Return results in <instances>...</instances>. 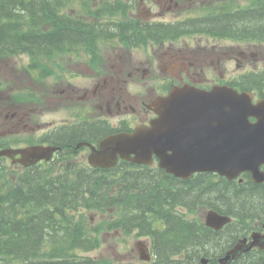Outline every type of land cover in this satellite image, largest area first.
Segmentation results:
<instances>
[{"label": "trees", "instance_id": "1", "mask_svg": "<svg viewBox=\"0 0 264 264\" xmlns=\"http://www.w3.org/2000/svg\"><path fill=\"white\" fill-rule=\"evenodd\" d=\"M69 3L71 0H0V58L27 52L33 55L31 66L54 73L49 65L53 60L51 55L57 51H70L75 43L72 41L79 38L77 31H73V20L59 13ZM89 4V0L83 1V5ZM46 26L50 27L45 29ZM146 30L154 35L153 26ZM189 32L264 40V0L237 5L230 0L220 6H209L207 13L201 16L158 26L154 36L172 35L175 38ZM94 43L88 46L92 45L93 53H98ZM88 129L68 130L61 139L69 143L61 144L69 149L76 139L88 137ZM65 153L68 152L62 154ZM68 173L69 183L63 185L60 177H49L45 168L32 167L27 173H19L16 185L7 188L0 175L2 264H74L79 261L94 264L88 258L74 259L75 248L91 247V237L85 232L88 229L85 219L76 222L75 214L82 213L86 207L111 205L108 202L118 205V198L128 203L130 190L135 191L137 198L125 206L128 213L125 222L141 226L143 231L152 235L154 242V261L140 264H198L202 255L211 253L210 248L223 251L231 246L236 236L233 224L214 231L199 218L189 220L174 212L178 203L193 207L197 202L206 201L231 214L235 207L243 211L264 208L260 204L262 195L258 192L247 201L245 192H242L244 195L239 193V202L235 201V204L234 198L229 197L233 195V185L230 186L229 182L216 185L208 181L211 176L207 173L181 181L186 185L169 187L160 184V176L155 171H126L127 185L120 188L118 198L114 200L106 197L105 183L109 180L96 178L95 172L81 171L80 174L69 170ZM247 202L254 207H248ZM246 258L233 264H249L243 261ZM212 262L216 263V255L212 256ZM254 264H264V259Z\"/></svg>", "mask_w": 264, "mask_h": 264}, {"label": "flooded vegetation", "instance_id": "2", "mask_svg": "<svg viewBox=\"0 0 264 264\" xmlns=\"http://www.w3.org/2000/svg\"><path fill=\"white\" fill-rule=\"evenodd\" d=\"M180 1V0H178ZM95 8L100 9L105 7V13L102 17H98L101 22H96L93 26L94 15L92 12L85 13L84 5H77L71 14L74 21L73 31H77L76 36L79 37L73 41L79 43H92L97 41L100 44L125 45L139 44L146 41H154L153 37L141 38V29L148 28V23H152L153 19H160L158 22H166L168 14L174 12L178 7L173 6L174 0H95ZM161 7L160 11L154 12L152 7L156 4ZM179 6V5H178ZM103 22V23H102ZM156 22V21H155ZM96 35V36H94ZM244 47H237L233 51V55L226 60L233 59V70L240 71V73L233 79V88L239 91H250L253 94L254 100L264 99V65L262 69L259 68V63H264L263 51L260 46L264 43L257 41H248ZM173 51V50H172ZM108 52V51H107ZM107 52H103L99 57H105ZM177 54L166 51L159 59L148 61L146 66H142V62L137 58H126L123 54H107L110 60V72L102 73V80L92 81V75L88 74V70H79V78L82 82L91 85L87 94L79 95V98L84 100V106L91 108L93 111L91 117L96 120H101L98 123H85L78 130L87 129V138L91 141L97 140L101 135L103 127H107L106 123L109 118L115 115L127 113L129 115L135 114L137 111H144V109L155 101L158 95H166L172 87L179 83H195L205 88H211L214 84L227 83L230 81L212 80L203 77L205 71L206 61L201 58L187 55L185 52ZM94 56L92 53H80V56L86 58ZM78 55V54H75ZM218 61L213 69L215 72L224 78L225 72L221 71L222 59L219 52L214 53L212 63ZM226 62V61H225ZM211 64V63H209ZM250 66V70H248ZM95 72L97 70L94 69ZM199 76V77H198ZM150 78L155 85H152L146 95L140 97V102L137 101V108L133 105L131 98L133 95L129 94V99H123L118 93L119 89L128 90V86L132 85L140 96L142 88V79ZM160 81L162 84L158 85ZM230 85V84H229ZM138 97V96H137ZM124 103V105H123ZM30 113H24L20 118L21 121H30ZM126 119L120 120L125 121ZM125 123V122H124ZM15 125V123H13ZM93 126L94 127H89ZM91 128V129H90ZM95 129H98V131ZM260 170L264 171V163L260 165ZM241 178L242 180H239ZM239 178L233 179V196L237 197V187L241 186L242 192H245L246 199H251L253 193L258 192L262 195L260 204L264 205V181L256 182L252 171L248 170L242 173ZM172 185V183L170 184ZM255 202V201H252ZM248 207L254 205L247 202ZM233 209L234 215L237 218L235 222L236 236L238 241L240 237L252 238L254 233H259L260 237L264 238V208L262 210L248 209L243 211L241 208ZM233 243V244H234ZM247 257L243 261L249 264H254L256 261L264 259V247L259 245L254 246L251 250L243 253L239 259ZM74 264H81L76 262Z\"/></svg>", "mask_w": 264, "mask_h": 264}, {"label": "water", "instance_id": "3", "mask_svg": "<svg viewBox=\"0 0 264 264\" xmlns=\"http://www.w3.org/2000/svg\"><path fill=\"white\" fill-rule=\"evenodd\" d=\"M200 95L201 97H198ZM187 97L194 100L190 101ZM245 97H241L239 102H244ZM173 106L175 109L183 108L187 105L186 120H193L201 124L200 144L204 149L200 150L187 148L180 157L179 175L189 177L196 170H219L223 174L233 176V170H243L249 168L253 155L249 140L244 137L243 133L248 126V119L251 114L264 118V110H254L249 103L245 106L239 105L236 98H233V90L227 86H218L211 92H203L190 88H176L170 94L168 99L162 104ZM167 119L177 114H172L164 110ZM182 134L184 133L181 130ZM186 142L184 139L182 140ZM226 149L220 152L219 148ZM99 149H95L90 160L96 166L112 165L115 163L118 153L128 157L132 152L137 153L136 160L139 162L150 161L154 151L158 152L161 143L151 144L148 132L141 133L138 137H127L124 134H117L102 139L99 143ZM54 147L37 146L22 150L25 164H30L37 159L49 158ZM17 151L4 149L0 155H13ZM230 219L221 217L215 211H209L206 215V224L208 226L220 229ZM237 249H231L220 259L222 264L236 258ZM141 259L150 260L151 253L144 250L141 253ZM209 259L203 258V264H208Z\"/></svg>", "mask_w": 264, "mask_h": 264}, {"label": "rangeland", "instance_id": "4", "mask_svg": "<svg viewBox=\"0 0 264 264\" xmlns=\"http://www.w3.org/2000/svg\"><path fill=\"white\" fill-rule=\"evenodd\" d=\"M230 0H198L196 2L194 1H189L188 6L190 8L196 6L199 9V12H202L205 10V8L209 6H217V5H222L224 3H228ZM235 5H237L240 2H245L248 3L249 0H233ZM68 3V1H67ZM73 4L65 6L62 10V14H68L70 15L71 8ZM181 7L176 10L174 14H169L166 18L167 21H171L172 19L176 18V20L180 17L181 14V19L187 18L186 16L192 15V12L187 9L185 11H181ZM185 12V15L183 13ZM247 45V42H239L237 40H230V39H216L208 35H194L189 33H185L178 38L174 39L172 42H169V47L172 48L173 51H177L178 49L181 48H189L190 50H193L195 52H199L200 56L205 57V54L208 51H213L214 48H218L220 50V56L222 59H227L231 55H233V51L237 47H244ZM264 45V44H263ZM262 46V45H261ZM111 46H106L105 50L107 51ZM118 50L120 51L121 48L118 46ZM263 51V57H264V48L262 49ZM102 52V51H101ZM109 52H113L112 49L109 50ZM92 56H88L86 54V58L79 56L78 58L75 57V54H71V56L64 55L60 57V60L62 62L66 63V68L68 70V73L65 71L63 72V79L66 82L70 81L71 78V72L77 71V70H83L86 71L88 70V74L92 75V81H96L97 79L101 78L100 76L103 73V66L101 68L97 69V72L94 71L93 68L89 67L88 62ZM24 56L23 57H12L8 60V65H7V60H0V80L6 83L8 81L9 84H13L15 87H11L12 90L14 89H22V88H27V79L24 78L22 71L18 73L15 72V67L18 64L20 67L23 62H24ZM223 71L225 72V78L227 80L232 81L235 78V73L236 70H233V59L231 60H226L225 65L222 66ZM110 72V70H108ZM62 73V72H60ZM205 77H208L210 80L214 81L216 80V76L218 75L217 72L214 71L213 66L211 67H206L205 66V72L202 74ZM27 76V74H26ZM50 84H55V80L51 78L49 80ZM32 82L29 83L31 85ZM11 90V91H12ZM9 94V91L4 92V97L6 98L7 95ZM68 102H65L67 104ZM56 115L61 119V121L67 118H70V111L66 109L65 107H62ZM119 117H112L110 120L112 121H117ZM70 120V119H69ZM8 165L10 166L11 169H13V165L10 161H7ZM16 168V167H15ZM241 195V194H239ZM238 195V196H239ZM244 195V193H242ZM231 198L233 199V202L235 201L239 202L238 197L233 196L230 194ZM244 198L246 196L244 195ZM236 204V203H235ZM238 208V207H235ZM207 208H202L200 209L197 213H188L187 215L190 218L193 217H201L203 216L204 212L206 211ZM92 213V212H89ZM139 239L137 236H124L121 234L120 231L115 233L114 231H108L105 233V238H104V246L103 248H99L95 251V255L101 254L102 257L104 258H109L113 261H117L114 257H117L119 262H122L124 259H131L137 256V250L134 247L136 241ZM216 250L213 249V252Z\"/></svg>", "mask_w": 264, "mask_h": 264}, {"label": "bare ground", "instance_id": "5", "mask_svg": "<svg viewBox=\"0 0 264 264\" xmlns=\"http://www.w3.org/2000/svg\"><path fill=\"white\" fill-rule=\"evenodd\" d=\"M66 25H68V24H66ZM95 25H96V23L93 22V26H95ZM233 215H234V212H233ZM234 216H235V215H234ZM209 244H211V243H209ZM202 256H203V255H202ZM202 256H201V257H202ZM201 257H200V258H201Z\"/></svg>", "mask_w": 264, "mask_h": 264}]
</instances>
